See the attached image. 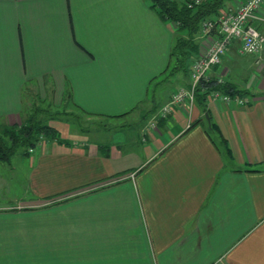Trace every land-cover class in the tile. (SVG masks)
<instances>
[{"label":"crops","instance_id":"1","mask_svg":"<svg viewBox=\"0 0 264 264\" xmlns=\"http://www.w3.org/2000/svg\"><path fill=\"white\" fill-rule=\"evenodd\" d=\"M176 34L148 0H0V123L21 120L25 91L96 120L94 138L76 140L50 120L65 142L44 137L22 153L19 195L14 155L0 162V264H264L260 56L232 65L234 40L219 68L251 95L161 117L171 92L159 99L151 86L174 63ZM173 78L177 89L191 80Z\"/></svg>","mask_w":264,"mask_h":264},{"label":"trees","instance_id":"2","mask_svg":"<svg viewBox=\"0 0 264 264\" xmlns=\"http://www.w3.org/2000/svg\"><path fill=\"white\" fill-rule=\"evenodd\" d=\"M150 7L162 20H169L176 25V31L180 34L176 37L175 44L170 55L174 58V66L171 72H188V60L197 55L200 24L206 18H212L219 14L221 8L230 0H201L194 3L192 0H148ZM219 91L229 96H245L249 91L239 89L231 82L217 83L214 77L202 79L195 89V101L205 102L209 93ZM250 94V93H249ZM251 95V94H250ZM65 111L64 113H68ZM71 114V113H68ZM56 117L50 115V118ZM207 133L215 142L223 148L226 156L231 155L230 148L214 122H210ZM42 137L65 142L60 138L58 131L47 123L35 117H29L20 124L0 123V162L9 161L19 148H23V154H28V148L36 145Z\"/></svg>","mask_w":264,"mask_h":264},{"label":"built area","instance_id":"3","mask_svg":"<svg viewBox=\"0 0 264 264\" xmlns=\"http://www.w3.org/2000/svg\"><path fill=\"white\" fill-rule=\"evenodd\" d=\"M192 1L199 3L201 0ZM254 22L264 24V0H240L232 6L221 8L217 16L204 19L200 24L198 35L202 52L188 60L190 84L173 91L169 101L161 106L157 114L165 117L176 107H185L190 112L196 102L195 89L202 79L214 77L217 83H224V74L219 68L222 57L234 40L240 42L239 52L241 54L259 53L264 46V34L254 25ZM214 67L217 69L215 72ZM207 99L212 102H231L229 95L219 91L209 93ZM32 151L30 147L28 152Z\"/></svg>","mask_w":264,"mask_h":264},{"label":"rangeland","instance_id":"4","mask_svg":"<svg viewBox=\"0 0 264 264\" xmlns=\"http://www.w3.org/2000/svg\"><path fill=\"white\" fill-rule=\"evenodd\" d=\"M169 21V20H166ZM171 22V21H169ZM175 27V26H174ZM177 32V31H176ZM177 36L180 35L178 32L176 34ZM197 41H199L198 37H196ZM174 46V45H173ZM234 50V49H232ZM232 54V59H234L233 62H230L232 65L233 64H240L245 62L246 59H244L243 57H246L247 59L250 60V64H253L254 61L260 56V58L256 61L255 63V67H256V71L258 73H260V75H262V77H264V46L262 48V50L257 53V54H245V55H238L237 52H235V50L233 51ZM236 55V56H235ZM235 56V58H234ZM173 58V57H172ZM243 58V59H242ZM174 61V58H173ZM174 65V63H172V65H170L169 69L166 71V76H163L159 79V83H163L162 86L154 84L151 86V90L152 89H157V86H159L160 88L157 89V93L155 94L156 98H161L164 96L165 93L163 92H173L178 88V83L176 82V79L173 78L174 74L177 72H171L172 66ZM231 67V66H230ZM226 71V69L224 70ZM234 77H251L254 74V65L253 68H251L250 70H246V69H237L235 68L234 70ZM178 72H182L183 71H178ZM261 77V78H262ZM225 78V76H224ZM260 78V77H259ZM237 80V82H240L241 79H235ZM262 87H264V79H263V83H262ZM250 90H255L253 88H250ZM264 90V89H263ZM150 97H152V92L149 94ZM30 99V100H29ZM23 100H24V106L23 109L21 111V120L17 121V123L15 124H20L21 122H24V119H26L27 117H35L39 120H41L43 123H47V124H51L52 121L50 120H56V119H63L62 122L63 123H67L69 124V135L68 138L69 140H76L77 138H82V137H89L91 139L94 138V136L91 135V131H89V127H87V125L89 123H95L96 120H94L93 118H90L88 115H85L82 112H79L77 110H69L68 113H64L65 111H67L65 108V106L68 104L66 103V101L64 100L63 103L61 105H53L51 104V101L49 98L45 99V100H40L39 97H37V94L35 93H31V91L27 92L25 91L23 94ZM50 115H55L56 117L54 118H50ZM134 116L131 115L130 118H133ZM54 122V121H53ZM60 122V121H57ZM110 123H114V121H109ZM96 127V126H94ZM82 131V132H81ZM91 132V133H90ZM44 138V137H42ZM40 145H34L31 148L33 149V151H37L38 147ZM23 148H19L16 153L13 156V162L12 165L16 168V174H15V179H14V186H13V193L14 194H18L19 192L21 193V190L23 189V184H24V180H23V170L21 168L22 165H20V160L21 159H26L27 158L25 156L22 155L23 153ZM29 151V148H28ZM32 151V152H33ZM31 152V153H32ZM8 192L6 190H1L0 189V196H2L3 194H7Z\"/></svg>","mask_w":264,"mask_h":264},{"label":"water","instance_id":"5","mask_svg":"<svg viewBox=\"0 0 264 264\" xmlns=\"http://www.w3.org/2000/svg\"><path fill=\"white\" fill-rule=\"evenodd\" d=\"M206 119H207L208 124H209V126H210L209 115H208L207 113H206Z\"/></svg>","mask_w":264,"mask_h":264}]
</instances>
